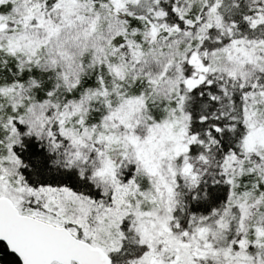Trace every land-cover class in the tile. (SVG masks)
<instances>
[{
	"label": "snow or ice",
	"instance_id": "1",
	"mask_svg": "<svg viewBox=\"0 0 264 264\" xmlns=\"http://www.w3.org/2000/svg\"><path fill=\"white\" fill-rule=\"evenodd\" d=\"M0 264H264V0H0Z\"/></svg>",
	"mask_w": 264,
	"mask_h": 264
},
{
	"label": "trees",
	"instance_id": "2",
	"mask_svg": "<svg viewBox=\"0 0 264 264\" xmlns=\"http://www.w3.org/2000/svg\"><path fill=\"white\" fill-rule=\"evenodd\" d=\"M0 245H2V242H0Z\"/></svg>",
	"mask_w": 264,
	"mask_h": 264
}]
</instances>
